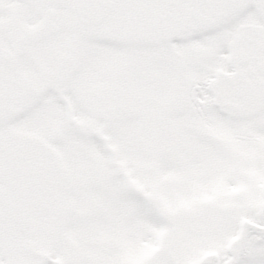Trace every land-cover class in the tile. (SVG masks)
Masks as SVG:
<instances>
[{"label":"snow or ice","instance_id":"obj_1","mask_svg":"<svg viewBox=\"0 0 264 264\" xmlns=\"http://www.w3.org/2000/svg\"><path fill=\"white\" fill-rule=\"evenodd\" d=\"M0 264H264V0H0Z\"/></svg>","mask_w":264,"mask_h":264}]
</instances>
